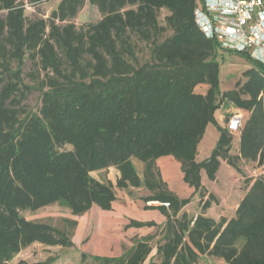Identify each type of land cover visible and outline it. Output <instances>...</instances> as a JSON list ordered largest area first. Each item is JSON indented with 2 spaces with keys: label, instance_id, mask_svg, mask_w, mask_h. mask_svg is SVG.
Masks as SVG:
<instances>
[{
  "label": "trees",
  "instance_id": "16d2710c",
  "mask_svg": "<svg viewBox=\"0 0 264 264\" xmlns=\"http://www.w3.org/2000/svg\"><path fill=\"white\" fill-rule=\"evenodd\" d=\"M86 1L101 19L77 29L70 19ZM195 4L62 0L48 19L31 21L21 0H0V12L6 13L0 18V264L34 243L73 247L75 220L61 218L59 228L51 220H28L24 212L60 206L79 217L93 206L111 210L115 188L129 187H144L151 196L143 200L162 204L157 208L166 221L156 253L149 256L152 236L138 239L119 257L80 253L82 260L198 264L212 256L225 264H264L261 177L253 180L233 218L215 222L203 214L179 217L188 201L167 189L156 166L158 158L172 156L184 182L198 192L201 171L213 179L220 159L235 169L239 159L264 165V66L238 53L250 66L244 82L220 90L219 48L197 28ZM161 10L168 14L160 22ZM26 56L37 71L35 86L23 82ZM202 84L208 85L205 95L194 91ZM33 90L40 93L37 111L21 106ZM223 102L249 113L239 130V155L229 154L232 134L219 128L211 156L198 163L197 146ZM134 160L143 165L142 178ZM110 167L120 173L114 185L91 175Z\"/></svg>",
  "mask_w": 264,
  "mask_h": 264
},
{
  "label": "crops",
  "instance_id": "0c3cea01",
  "mask_svg": "<svg viewBox=\"0 0 264 264\" xmlns=\"http://www.w3.org/2000/svg\"><path fill=\"white\" fill-rule=\"evenodd\" d=\"M208 85H198L194 89L195 93L205 95ZM214 123H208L205 132L201 138L196 150V162L200 163L207 160L211 152L216 147L219 139V128H227V120L231 115L239 113L243 117V121L248 118L247 111L235 108L232 104L225 102L215 110ZM243 123V122H242ZM232 134V145L229 151L234 157H237L239 150V131ZM236 139V142L235 140ZM133 165L137 174L142 178V173H139L137 164L133 161ZM156 166L160 172L162 182L167 186V189L173 193L178 199L187 200L188 203L178 213L179 217L184 213L189 218L195 219L199 214H203L207 218H211L215 222L228 221L235 216V211L243 199L245 193L249 190L255 179L254 172L258 170L256 162H245L239 159L236 162L237 169L233 168L226 159L219 160L218 170L213 179H208L204 170L200 173L201 189L195 192L192 187L187 185L183 180V172L178 163L172 156H165L156 160ZM110 177L107 179L114 185L120 177V173L113 167L109 170ZM144 188V187H141ZM145 189V188H144ZM151 196L147 194L144 197L137 198L136 201L127 197H122L119 201L116 196L112 203L111 210H102L93 206L88 212L79 217H74L68 214L65 218H70L76 221V229L71 239L72 248L80 250V253H85L89 256L101 257H119L122 255V246L124 238L121 234L123 229L133 230L137 228L153 229L148 231V234L139 235L138 239L152 237L156 243L161 240L162 227L166 221L165 214H162L157 208L162 205L158 201H145L144 198ZM158 204V205H156ZM131 222H140L144 224H152V226L133 227ZM226 223V222H225ZM114 232V235L112 234ZM153 232V233H152ZM132 236L133 233H132ZM133 238V237H132ZM133 241L132 249L135 246ZM152 239V241L154 240ZM87 242L89 243L88 245ZM34 243L18 253L9 264H36L38 262H29L22 258L25 253L31 252V249L36 248ZM157 245V244H156ZM156 245H152V251L149 256L156 253ZM129 249V250H130ZM206 257V264H225L222 259L216 257ZM17 259V260H16ZM21 261V262H20ZM200 261V260H199ZM199 264V262H198Z\"/></svg>",
  "mask_w": 264,
  "mask_h": 264
},
{
  "label": "rangeland",
  "instance_id": "374dc122",
  "mask_svg": "<svg viewBox=\"0 0 264 264\" xmlns=\"http://www.w3.org/2000/svg\"><path fill=\"white\" fill-rule=\"evenodd\" d=\"M21 1L25 7L26 16L28 20L33 21L41 18L48 19L51 16V14L58 9V6L62 0H47L37 3H32L30 0H21ZM5 14H6L5 12H0V18L5 17ZM167 14L168 13L166 10H161L159 14V21L160 22L163 21V19ZM100 19H101V14L100 12H98V9L95 6H92L88 1H86L83 7H81L78 10L76 16L70 19V22L75 24L76 28L79 29L87 24L96 23ZM133 39L137 41L135 37ZM215 62L219 67L218 81L220 82V90L222 91L233 90L235 89L237 82L240 83L244 82L243 72L250 68L249 64L242 55L238 53L227 52L222 49L216 50ZM22 70H23L22 71L23 82L28 86H35L38 83V79L36 77L37 71L33 67L31 61L28 59L27 56L24 59V65ZM21 106L26 108L27 110L31 109L33 111H37L40 107L39 91L33 90L29 92L25 100L21 102ZM234 140L236 142V139ZM134 162L137 164L139 173H143L142 171L143 165H141L137 160H134ZM91 175L96 179H102L104 177L105 178L110 177V172L108 170L106 172H101V173L94 172L91 173ZM115 193L119 201L122 199V197H127L129 199H133V201H136L137 198H141L147 194H150L149 191L141 187L138 188L129 187L127 189H122V190L115 188ZM68 214H70V212L66 208L60 206H50V207L42 208L33 213L30 212L23 213V215L28 220L45 221V222L51 220V223L59 228L62 227L61 218H65L64 216H67ZM75 229L73 230L72 237L74 235ZM152 230L153 229H146V228H137L133 230L123 229V233L121 234L122 238H124L123 246L121 248L122 255L123 253L129 251L130 247L133 244V241L135 239H138V237H140L139 235L142 236V234L143 235L148 234V231H152ZM132 233L134 236H132ZM112 234L114 235V232H112ZM155 243L156 240L154 239L151 244L156 245ZM88 244L89 243L87 242L86 245ZM52 257H58L56 262H54L53 264H92L90 259H86V260L81 259L79 249L76 248L62 249L61 247L58 246L48 247L45 245H37L36 248L31 249V252H29L28 254L25 253V255L22 258H25L29 262H35V261L44 262ZM206 263H207L206 257L203 256L200 259L199 264H206Z\"/></svg>",
  "mask_w": 264,
  "mask_h": 264
},
{
  "label": "built area",
  "instance_id": "2783aa9c",
  "mask_svg": "<svg viewBox=\"0 0 264 264\" xmlns=\"http://www.w3.org/2000/svg\"><path fill=\"white\" fill-rule=\"evenodd\" d=\"M193 10L204 38L214 40L219 49L246 54L264 66V0H196ZM242 122L241 114L231 115L228 131L236 133ZM254 176L264 180V165L258 166Z\"/></svg>",
  "mask_w": 264,
  "mask_h": 264
}]
</instances>
